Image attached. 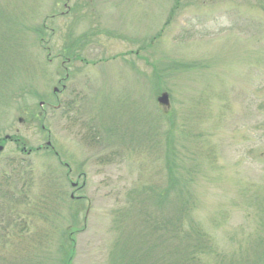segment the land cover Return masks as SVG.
I'll return each instance as SVG.
<instances>
[{
	"label": "rangeland",
	"instance_id": "rangeland-1",
	"mask_svg": "<svg viewBox=\"0 0 264 264\" xmlns=\"http://www.w3.org/2000/svg\"><path fill=\"white\" fill-rule=\"evenodd\" d=\"M1 143L0 264L179 263L171 178L202 264H264V0H0Z\"/></svg>",
	"mask_w": 264,
	"mask_h": 264
},
{
	"label": "trees",
	"instance_id": "trees-1",
	"mask_svg": "<svg viewBox=\"0 0 264 264\" xmlns=\"http://www.w3.org/2000/svg\"><path fill=\"white\" fill-rule=\"evenodd\" d=\"M180 184L183 187H179ZM167 185L158 193L153 192L150 188L148 191L139 194L140 201L137 200L136 202H140L141 205L151 202L157 207L156 210H147L144 213V226H148L154 232L157 230L163 239L165 249L171 246L173 239L176 240L173 243L174 249L184 252L183 255H179V263L177 264H202L201 256L212 251L213 246L210 245L209 235L204 230L196 225H192L190 230L186 229V220L196 207L193 195L184 188L186 180L176 184V179L171 178ZM177 185L179 188L176 187ZM251 235L255 237L254 248L264 252V223H261V227L256 228L254 232L252 231ZM67 236L69 239L67 247L70 246V248L67 249L66 256L70 258L74 254L73 231ZM62 249H66L64 244Z\"/></svg>",
	"mask_w": 264,
	"mask_h": 264
},
{
	"label": "water",
	"instance_id": "water-1",
	"mask_svg": "<svg viewBox=\"0 0 264 264\" xmlns=\"http://www.w3.org/2000/svg\"><path fill=\"white\" fill-rule=\"evenodd\" d=\"M159 102L164 104V105H168L169 103V97L168 94L164 93L160 98H159ZM3 146H0V151L3 150Z\"/></svg>",
	"mask_w": 264,
	"mask_h": 264
},
{
	"label": "flooded vegetation",
	"instance_id": "flooded-vegetation-1",
	"mask_svg": "<svg viewBox=\"0 0 264 264\" xmlns=\"http://www.w3.org/2000/svg\"><path fill=\"white\" fill-rule=\"evenodd\" d=\"M63 88H65V85H63ZM44 103L42 102L41 103V105H43ZM7 140H12L9 136H7L6 138H5V141H7ZM2 145V143L0 144V146ZM4 146V145H3ZM72 186L75 188V190L76 189H78V188H80L79 186H78V183H72ZM71 197L72 198H75L74 197V195H71Z\"/></svg>",
	"mask_w": 264,
	"mask_h": 264
}]
</instances>
